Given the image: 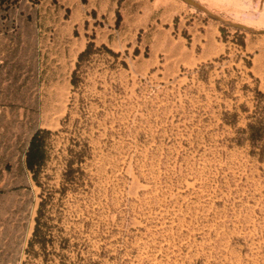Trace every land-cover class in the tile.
<instances>
[{"label": "rangeland", "instance_id": "374dc122", "mask_svg": "<svg viewBox=\"0 0 264 264\" xmlns=\"http://www.w3.org/2000/svg\"><path fill=\"white\" fill-rule=\"evenodd\" d=\"M196 1L140 0L150 21L177 23L162 9L179 4L218 24L224 51L192 66L148 58L146 17L117 56L98 48L128 0H0V264L40 263L25 249L46 194L52 235L103 245L106 264H264V134L247 128L264 124V0Z\"/></svg>", "mask_w": 264, "mask_h": 264}, {"label": "crops", "instance_id": "0c3cea01", "mask_svg": "<svg viewBox=\"0 0 264 264\" xmlns=\"http://www.w3.org/2000/svg\"><path fill=\"white\" fill-rule=\"evenodd\" d=\"M118 0H100V7H114ZM126 27L117 29L108 22L101 28L99 41L112 49L128 48L132 38L142 25L143 18L153 28L143 38L150 49L149 57L153 62L163 54L171 63L196 66L215 58L224 51V42L220 39L218 24L206 20L198 14L182 11L179 4H168L162 9L164 15H173L179 11L181 18L177 23L159 22L158 17L150 21L149 14H143L140 0H128ZM156 7V6H155ZM164 23V24H163ZM146 40V41H145ZM138 43V42H136ZM137 45V44H136Z\"/></svg>", "mask_w": 264, "mask_h": 264}, {"label": "trees", "instance_id": "16d2710c", "mask_svg": "<svg viewBox=\"0 0 264 264\" xmlns=\"http://www.w3.org/2000/svg\"><path fill=\"white\" fill-rule=\"evenodd\" d=\"M83 1L85 2L86 0ZM116 16V23L118 24L120 19L118 11H116ZM90 38L85 48L81 50L77 56L76 65L73 69L71 78V82L74 85H76L78 81V71L82 60L89 57L95 49V42L93 40L94 35H91ZM238 41L241 46H245L242 36H240ZM98 48H105L112 55H118L117 52H114L103 43ZM248 64L250 63L248 62ZM247 128L248 134L252 139L264 134V124L256 125L253 122H249ZM50 133L51 131L46 128L36 129L31 135L25 151V165L36 181H38L37 179L41 168L48 159L47 140ZM68 165V172H70L71 161ZM41 197L35 217L34 229L25 249L27 257L33 259L39 258L40 263L38 264H106L104 262L106 257L113 259V256L107 255V251L104 249L103 245L100 246L98 251L87 250L88 245L85 241H74L71 243L68 237L55 238L50 231L45 214L49 196L46 194Z\"/></svg>", "mask_w": 264, "mask_h": 264}, {"label": "water", "instance_id": "95a60500", "mask_svg": "<svg viewBox=\"0 0 264 264\" xmlns=\"http://www.w3.org/2000/svg\"><path fill=\"white\" fill-rule=\"evenodd\" d=\"M183 1L199 9H204V7L200 3H198L196 0H183ZM230 24L239 29H244V30H249V31L253 30L251 27L245 24L239 23V22H230ZM259 32H264V29L259 30Z\"/></svg>", "mask_w": 264, "mask_h": 264}]
</instances>
